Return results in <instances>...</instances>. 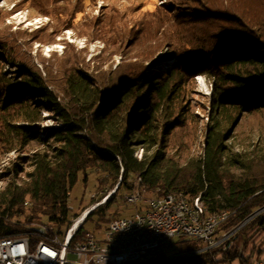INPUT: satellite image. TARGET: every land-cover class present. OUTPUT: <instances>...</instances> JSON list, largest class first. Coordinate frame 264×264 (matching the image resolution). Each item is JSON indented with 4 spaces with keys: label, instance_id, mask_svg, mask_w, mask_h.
Here are the masks:
<instances>
[{
    "label": "trees",
    "instance_id": "16d2710c",
    "mask_svg": "<svg viewBox=\"0 0 264 264\" xmlns=\"http://www.w3.org/2000/svg\"><path fill=\"white\" fill-rule=\"evenodd\" d=\"M195 3L190 16L172 12L170 5L168 15L154 13L170 47L158 64L168 62V68L153 63L130 70L118 84L105 85L78 66L58 81L21 60L16 50L11 54L0 36V149L17 154L0 175L1 237L19 230L5 218L32 222L48 216L65 232L80 174L84 183L90 174H103L101 185L112 180L126 192L137 187L130 179L141 177L153 196L184 193L200 198L210 214L231 212L218 240L248 221L216 248L179 237V246L161 258L183 254L187 264H255L247 248L257 231L264 233V0ZM54 9L58 19L65 15ZM54 9L39 10L53 16ZM198 76L215 86L201 152L178 136L194 122L187 97ZM44 113L54 125L42 130ZM103 212L97 213L99 222Z\"/></svg>",
    "mask_w": 264,
    "mask_h": 264
},
{
    "label": "rangeland",
    "instance_id": "374dc122",
    "mask_svg": "<svg viewBox=\"0 0 264 264\" xmlns=\"http://www.w3.org/2000/svg\"><path fill=\"white\" fill-rule=\"evenodd\" d=\"M195 2L196 0H0V36L7 40L11 54L16 50L21 60L38 67L44 73H52L58 81H62L72 68L78 66L94 74L105 85L118 84L120 77L130 70L139 72L153 63H156L155 68H168V62L158 64L162 58H168L170 47L160 23L153 17L154 13L160 10L168 15V7L165 6L170 5L173 7L172 12L180 10L183 16H190L187 12L198 9ZM47 6L62 8L65 15L58 19L57 9L53 10V16L39 10ZM75 8L79 10L76 11ZM68 13L72 16H67ZM2 66L7 73L12 70L5 62ZM187 98L194 122L178 136L192 141L193 151L201 152L206 141L208 115L215 99L214 82L205 76L196 77L195 82L189 86ZM44 116L47 121L42 125V130L54 125L48 113H44ZM142 154L143 149L139 148L136 155L141 158ZM16 157L15 152L0 149V175ZM102 177L103 174L93 173L89 175L88 182L84 183V176L80 174L79 181L70 194L69 219L61 228L62 231L72 227L87 210H90L88 216L92 214L93 217L81 228L100 235L105 231L109 220L127 217L135 212L134 206L126 203L125 197L129 192L125 189L118 191V182L113 185L112 180L101 185L99 178ZM130 182L136 185L139 183L135 177ZM3 185V182L0 183V188ZM110 201L112 204L109 206ZM101 210L104 211V220L99 222L97 213ZM42 217L32 221L37 222ZM22 222L25 220L22 219ZM247 222L232 231V236ZM171 245L166 250L168 255L179 246L178 239H174ZM247 249L253 252L255 264L264 263V233L257 231L250 238ZM183 256L185 255L180 254L167 260H172L170 264H187L182 261Z\"/></svg>",
    "mask_w": 264,
    "mask_h": 264
},
{
    "label": "built area",
    "instance_id": "2783aa9c",
    "mask_svg": "<svg viewBox=\"0 0 264 264\" xmlns=\"http://www.w3.org/2000/svg\"><path fill=\"white\" fill-rule=\"evenodd\" d=\"M138 181L125 197L135 212L112 219L102 235L81 228L84 216L65 232L48 216L30 223L5 218L19 230L0 236V264H149L179 237L208 250L230 241L232 232L220 240L216 233L231 212L210 214L201 199L188 202L186 195L156 197L141 189L140 177ZM76 223L79 227L74 229Z\"/></svg>",
    "mask_w": 264,
    "mask_h": 264
},
{
    "label": "bare ground",
    "instance_id": "6f19581e",
    "mask_svg": "<svg viewBox=\"0 0 264 264\" xmlns=\"http://www.w3.org/2000/svg\"><path fill=\"white\" fill-rule=\"evenodd\" d=\"M140 179H141V177H140ZM141 183H142V179H141ZM141 189H143V190H148L146 187H144V186H142V185H141ZM175 195H185V194H184V193H178V194H175ZM186 200H188V202H197V201L200 200V198H196L195 200H190V199L186 196ZM25 206H26V207H29V206H30V203H29V202H26V203H25ZM83 216H84L83 220L85 221L88 215L84 214ZM83 216H82V217H83ZM78 227H79V223H76L75 226H74V229H76V228H78Z\"/></svg>",
    "mask_w": 264,
    "mask_h": 264
},
{
    "label": "water",
    "instance_id": "95a60500",
    "mask_svg": "<svg viewBox=\"0 0 264 264\" xmlns=\"http://www.w3.org/2000/svg\"><path fill=\"white\" fill-rule=\"evenodd\" d=\"M171 246V245H170ZM169 246V247H170ZM168 247V248H169ZM167 250V249H166ZM166 250H164V251H162V252H166ZM161 252V253H162ZM161 253H159L154 259H153V261L151 262V263H149V264H155V263H158V262H162V261H167V259H172V258H175L176 256H169V257H167V258H161L160 256H161ZM168 255V254H167Z\"/></svg>",
    "mask_w": 264,
    "mask_h": 264
}]
</instances>
